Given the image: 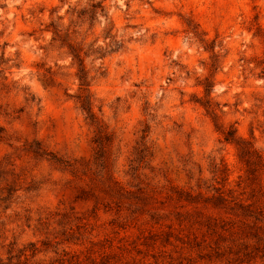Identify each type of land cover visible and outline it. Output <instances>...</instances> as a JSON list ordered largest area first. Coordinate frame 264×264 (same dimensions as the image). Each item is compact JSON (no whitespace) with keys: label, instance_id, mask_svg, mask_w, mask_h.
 I'll return each mask as SVG.
<instances>
[{"label":"clouds","instance_id":"1","mask_svg":"<svg viewBox=\"0 0 264 264\" xmlns=\"http://www.w3.org/2000/svg\"><path fill=\"white\" fill-rule=\"evenodd\" d=\"M0 264H264V0H0Z\"/></svg>","mask_w":264,"mask_h":264}]
</instances>
